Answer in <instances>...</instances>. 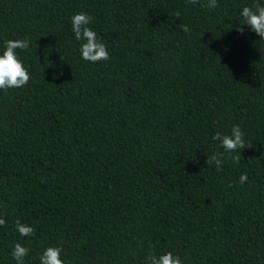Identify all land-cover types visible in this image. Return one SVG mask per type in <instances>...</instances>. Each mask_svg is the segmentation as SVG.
<instances>
[{
  "label": "trees",
  "instance_id": "obj_1",
  "mask_svg": "<svg viewBox=\"0 0 264 264\" xmlns=\"http://www.w3.org/2000/svg\"><path fill=\"white\" fill-rule=\"evenodd\" d=\"M206 3L0 0V55L27 39L30 74L0 89V264L17 242L25 264L49 246L65 264H264V40L240 15L264 0ZM81 12L109 60L82 59ZM234 124L239 163L212 139Z\"/></svg>",
  "mask_w": 264,
  "mask_h": 264
},
{
  "label": "clouds",
  "instance_id": "obj_2",
  "mask_svg": "<svg viewBox=\"0 0 264 264\" xmlns=\"http://www.w3.org/2000/svg\"><path fill=\"white\" fill-rule=\"evenodd\" d=\"M189 4H197L199 0H186ZM209 9H215L217 7V0H207L206 5ZM180 12L175 11L173 16V22L180 18ZM243 18V25L250 26L252 32L256 33L261 40H264V4L256 3L252 7L244 6L240 12ZM92 17L83 12L76 13L71 17L72 31L75 34V38L78 41H84L80 45V53L82 59L89 62H99L102 60H109V52L107 46L97 40V36L94 30L89 27ZM178 28L184 33H188L190 30L187 25L179 24ZM238 31L243 33V28H239ZM29 47V41L24 40H6L5 50L0 55V89L8 90L11 88L24 87L30 80V74L23 66L22 61L16 55V49L26 50ZM62 59V57H61ZM245 133L241 130L239 125H232L230 134H222L216 132L212 137L214 141H219V147L223 148L225 152L233 154L230 156L233 163H239L241 159V151L245 149ZM250 147V146H249ZM224 154L216 152L212 156L208 157L206 163L208 166L213 163L216 166V171H222V164L224 162ZM240 182L243 184L247 180V175L242 174L240 176ZM4 218H0V226L5 225ZM16 231L21 236L29 237L34 235V228L21 224L19 220L15 221ZM62 248L49 246L46 247L43 253L40 255V264H65V261L61 259ZM29 249L22 246L19 242L15 243L11 252L12 257L17 264H25L24 258L28 255ZM145 264H182V260L178 255H173L172 252H167L159 256L155 254H149L145 260Z\"/></svg>",
  "mask_w": 264,
  "mask_h": 264
}]
</instances>
